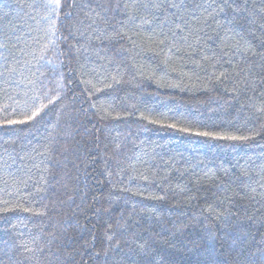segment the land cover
Wrapping results in <instances>:
<instances>
[{"label": "trees", "instance_id": "16d2710c", "mask_svg": "<svg viewBox=\"0 0 264 264\" xmlns=\"http://www.w3.org/2000/svg\"><path fill=\"white\" fill-rule=\"evenodd\" d=\"M45 3L0 0V264H264V0Z\"/></svg>", "mask_w": 264, "mask_h": 264}, {"label": "snow or ice", "instance_id": "6c2138e0", "mask_svg": "<svg viewBox=\"0 0 264 264\" xmlns=\"http://www.w3.org/2000/svg\"><path fill=\"white\" fill-rule=\"evenodd\" d=\"M233 3H235V0H233ZM45 6L48 7L52 11V13L58 14L61 7H62V4H61V0H46ZM182 6H183V0H133L131 6L127 2L120 3L119 0H116V3L114 5V10L119 11L121 8H123L126 12L129 13V16L131 19H137V17L135 15H132V13L138 12L141 9L146 10V11L149 9L167 11L169 8H173V9H177L179 11ZM96 7L102 8L104 12L109 11L108 7H106L105 5L100 4V3H97ZM224 7H231V5L227 4L226 2H222L221 10H223ZM92 11H94V9H90V12H92ZM149 14H152V13H149ZM95 16L100 17L101 19L104 18V17H101L100 12H95ZM92 22L95 23V20L93 19ZM141 22L145 23V24H149V23H151V20H149L147 17H143ZM90 26L91 25H89V27ZM52 27L55 28L54 23H53ZM114 33H115V35L112 38H116V37L123 38L122 34L119 31L114 30ZM175 34L176 33L173 31V35H175ZM105 38L107 39L108 37H105ZM97 39H99V37H97ZM159 43L163 44L164 40H161ZM49 63H51V61H49ZM59 95H60V92H59V90H57L56 96L59 97ZM260 95L262 98L261 103L264 104V92H261ZM49 102L51 103L50 97H49ZM258 110L261 112H264V106L260 107ZM38 114H39L38 111H34L28 117V119L29 120L34 119ZM21 122H23V121H21ZM8 123L12 124V123H16V121H9ZM202 135L208 136V135H213V134L205 132V133H202ZM223 138H225V139H237L238 137H223ZM242 139H247V137H243ZM116 147L119 148V145H117ZM109 227H111V225H109ZM109 239H111V238L109 237ZM141 251L145 255L148 254V252L143 248H141Z\"/></svg>", "mask_w": 264, "mask_h": 264}]
</instances>
